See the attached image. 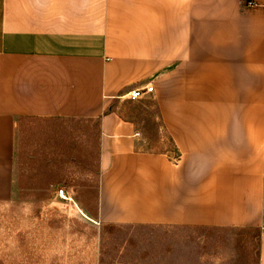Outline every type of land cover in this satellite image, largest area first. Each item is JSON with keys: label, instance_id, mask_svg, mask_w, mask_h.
<instances>
[{"label": "crops", "instance_id": "0c3cea01", "mask_svg": "<svg viewBox=\"0 0 264 264\" xmlns=\"http://www.w3.org/2000/svg\"><path fill=\"white\" fill-rule=\"evenodd\" d=\"M147 84L161 150L113 107ZM57 119L98 122L87 219L254 230L264 264V0H0V200Z\"/></svg>", "mask_w": 264, "mask_h": 264}, {"label": "rangeland", "instance_id": "374dc122", "mask_svg": "<svg viewBox=\"0 0 264 264\" xmlns=\"http://www.w3.org/2000/svg\"><path fill=\"white\" fill-rule=\"evenodd\" d=\"M146 96L113 107L136 122L141 148H168L154 100ZM97 129L98 122L83 119L33 124L12 194L0 200V264H256L254 230L87 219L84 207L96 199ZM60 188L69 199L59 196Z\"/></svg>", "mask_w": 264, "mask_h": 264}, {"label": "built area", "instance_id": "2783aa9c", "mask_svg": "<svg viewBox=\"0 0 264 264\" xmlns=\"http://www.w3.org/2000/svg\"><path fill=\"white\" fill-rule=\"evenodd\" d=\"M252 3V2H249ZM153 92V86L151 84H147L142 88H137L129 92L128 98L131 99H138L141 98L144 94L152 93ZM59 196L65 199H69V197H66L64 194V189L60 188L58 190Z\"/></svg>", "mask_w": 264, "mask_h": 264}, {"label": "trees", "instance_id": "16d2710c", "mask_svg": "<svg viewBox=\"0 0 264 264\" xmlns=\"http://www.w3.org/2000/svg\"><path fill=\"white\" fill-rule=\"evenodd\" d=\"M113 226V225H111ZM242 229V228H241ZM256 238H257V243H258V234L256 235ZM258 256V246H257V252H256V257Z\"/></svg>", "mask_w": 264, "mask_h": 264}]
</instances>
